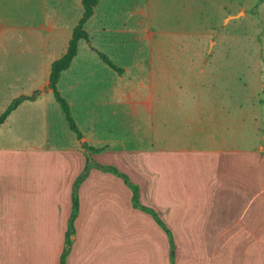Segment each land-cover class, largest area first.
I'll list each match as a JSON object with an SVG mask.
<instances>
[{
	"label": "crops",
	"instance_id": "0c3cea01",
	"mask_svg": "<svg viewBox=\"0 0 264 264\" xmlns=\"http://www.w3.org/2000/svg\"><path fill=\"white\" fill-rule=\"evenodd\" d=\"M114 1L98 0L85 23L89 40L57 83L79 138L49 84L83 0H0V115L33 96L0 125V264H60L73 185L86 167L66 264H172L165 228L133 205L131 187L105 164L129 175L173 237H207L212 262L264 264V131L251 132L264 128V56H243L240 138L232 92L197 76L202 55L188 54L171 31L156 36L160 0L147 10ZM166 2L165 14L184 16L166 27L187 28L188 0ZM254 6L264 32V0H250L249 15Z\"/></svg>",
	"mask_w": 264,
	"mask_h": 264
},
{
	"label": "rangeland",
	"instance_id": "374dc122",
	"mask_svg": "<svg viewBox=\"0 0 264 264\" xmlns=\"http://www.w3.org/2000/svg\"><path fill=\"white\" fill-rule=\"evenodd\" d=\"M199 1L192 2L188 0V12L185 13L188 26L185 29L177 28L175 30L166 27V25L168 23L179 24V15H181V22L184 16L182 13L179 14L178 11L177 14H165L164 9H169L168 6L171 3L166 2V6L165 0H160L158 18L156 19V23L160 24V28L155 30V34L156 36H161L163 30L171 31L172 37L185 39L186 52L188 54L202 55V58H197L201 60L196 61L197 64L202 63V73L197 71V76L202 74L204 84H210L213 80L211 83L220 87L226 86L232 92L234 98L235 133H239L241 138L240 133L243 132L241 125L244 84L243 56L245 54L250 55L252 60L259 58L260 54L264 56V32L258 23L259 15L255 9L257 6L251 7V14L249 15L245 7L249 6L250 0H202V4ZM114 4L117 6L138 5L144 10L149 8V0H115ZM229 14L236 16L228 17ZM166 16H170V18L167 19ZM157 48L160 49L161 46ZM252 63L259 64L256 60L252 61ZM252 96H254L252 102L255 104L253 105L252 113L258 121L259 109L257 107L260 94L254 93ZM260 131H264V128H261L256 123L251 125L252 133L257 134ZM236 143H239V141L236 140ZM254 144L257 145L258 141L253 140L252 145ZM231 207L230 216L234 213L233 204H231ZM174 233V247H171L172 252L175 251L173 264H226V260L219 259L218 262L210 260L212 243L207 237L199 236L197 242H194L190 237L179 236L177 231ZM222 239L225 242V238ZM65 248L68 249V246ZM44 264H46L45 261ZM133 264L150 263L144 260L143 262L133 261Z\"/></svg>",
	"mask_w": 264,
	"mask_h": 264
},
{
	"label": "trees",
	"instance_id": "16d2710c",
	"mask_svg": "<svg viewBox=\"0 0 264 264\" xmlns=\"http://www.w3.org/2000/svg\"><path fill=\"white\" fill-rule=\"evenodd\" d=\"M98 0H83L84 5V14L83 17L80 19L78 24L75 26L72 34V38L70 39L69 47L65 54H63L59 59L55 60L52 63L51 67V74H50V84L49 87L53 90L54 96L58 103L60 104L64 114L65 118L69 124V127L72 131H74L79 138H82V132L78 128L70 110V105L67 102V100L61 95V93L58 90L57 83L60 79V76L63 71L68 69L74 59V57L78 53L79 43L80 40L86 39L89 40V34L85 29V23L86 21L93 15L95 6L97 5ZM101 56L103 59L109 63L112 67L117 69L120 72H123V68L115 65L112 63V61L104 54L101 53ZM25 98H33V96L30 97H22L14 100L9 107L0 115V125L6 120L8 115L19 105V103L25 99ZM84 148L92 151H100L101 148H94L89 146L87 143H84ZM99 167L105 171L113 172L114 174L120 175L126 184H128L131 189L133 190V205L135 207H139L144 211H147L153 215V217L156 219V221L165 228L166 232L169 234L170 238V244L172 247H174V237L172 231L166 226L164 221L160 218L158 213L150 207H147L140 203L139 201V188L138 185L133 183L130 180V177L128 174L121 172L117 167L111 166V165H99ZM86 170L82 172L75 180L73 189H72V199H73V205H72V211L68 219V230L66 232L65 236V243L66 246L70 247L72 244V238L71 236L75 233V221L79 213V186L81 182L83 181L84 177L86 176ZM69 254L68 249H64L63 253L61 254L60 264H66V260ZM172 264H173V255H172Z\"/></svg>",
	"mask_w": 264,
	"mask_h": 264
},
{
	"label": "water",
	"instance_id": "95a60500",
	"mask_svg": "<svg viewBox=\"0 0 264 264\" xmlns=\"http://www.w3.org/2000/svg\"><path fill=\"white\" fill-rule=\"evenodd\" d=\"M236 15L232 16V17H235ZM88 156H89V162L92 163L93 162V159L91 157V155L88 153Z\"/></svg>",
	"mask_w": 264,
	"mask_h": 264
}]
</instances>
